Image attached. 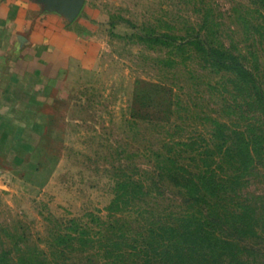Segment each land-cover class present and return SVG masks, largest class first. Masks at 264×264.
<instances>
[{
  "label": "rangeland",
  "instance_id": "374dc122",
  "mask_svg": "<svg viewBox=\"0 0 264 264\" xmlns=\"http://www.w3.org/2000/svg\"><path fill=\"white\" fill-rule=\"evenodd\" d=\"M73 21L94 40L84 65L55 70L36 52L33 65L1 69L0 264L85 263L98 247H82L80 232L96 240L97 218L102 231L129 221L109 211L118 181L153 175L173 142L214 147L213 121L234 120L238 91L230 75L208 69L197 38L264 74L256 0H82ZM249 182L244 197L263 204L264 166ZM157 184L146 212L185 208L178 190Z\"/></svg>",
  "mask_w": 264,
  "mask_h": 264
},
{
  "label": "trees",
  "instance_id": "16d2710c",
  "mask_svg": "<svg viewBox=\"0 0 264 264\" xmlns=\"http://www.w3.org/2000/svg\"><path fill=\"white\" fill-rule=\"evenodd\" d=\"M256 1L264 9V0ZM194 45L211 72L230 75L235 83L234 120L213 121L214 147L173 142L153 175L118 181L109 211L128 213L129 221L114 219L102 231L97 218L96 240L80 232L82 247L91 242L98 247L83 264H261L254 245L264 243V203L245 198L244 191L264 166V74L241 54L203 38ZM158 182L178 190L183 210L155 216L142 208Z\"/></svg>",
  "mask_w": 264,
  "mask_h": 264
},
{
  "label": "crops",
  "instance_id": "0c3cea01",
  "mask_svg": "<svg viewBox=\"0 0 264 264\" xmlns=\"http://www.w3.org/2000/svg\"><path fill=\"white\" fill-rule=\"evenodd\" d=\"M82 0H0V78L5 65L34 64L39 52L58 70L63 63L84 65L91 57L94 40L76 34ZM86 17L95 16L85 8ZM93 11V12H92ZM81 25V26H82Z\"/></svg>",
  "mask_w": 264,
  "mask_h": 264
}]
</instances>
